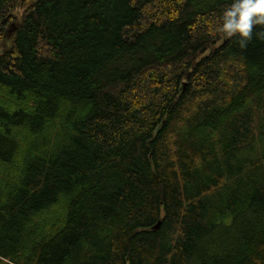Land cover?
<instances>
[{
    "label": "trees",
    "instance_id": "obj_1",
    "mask_svg": "<svg viewBox=\"0 0 264 264\" xmlns=\"http://www.w3.org/2000/svg\"><path fill=\"white\" fill-rule=\"evenodd\" d=\"M229 3L0 0V264H264V26L241 49Z\"/></svg>",
    "mask_w": 264,
    "mask_h": 264
},
{
    "label": "clouds",
    "instance_id": "obj_2",
    "mask_svg": "<svg viewBox=\"0 0 264 264\" xmlns=\"http://www.w3.org/2000/svg\"><path fill=\"white\" fill-rule=\"evenodd\" d=\"M218 30L228 37H235L238 46L244 49L251 42L254 29L264 26V0H231L225 6ZM264 38V29L256 32Z\"/></svg>",
    "mask_w": 264,
    "mask_h": 264
},
{
    "label": "rangeland",
    "instance_id": "obj_3",
    "mask_svg": "<svg viewBox=\"0 0 264 264\" xmlns=\"http://www.w3.org/2000/svg\"><path fill=\"white\" fill-rule=\"evenodd\" d=\"M22 13H23V8L22 7H19V9L17 10L16 14L19 18H21L22 16ZM3 19H0V29L2 28H5L7 32H9L10 34L12 33V28L16 25H13V24H10L9 26H6L3 22H2Z\"/></svg>",
    "mask_w": 264,
    "mask_h": 264
},
{
    "label": "bare ground",
    "instance_id": "obj_4",
    "mask_svg": "<svg viewBox=\"0 0 264 264\" xmlns=\"http://www.w3.org/2000/svg\"><path fill=\"white\" fill-rule=\"evenodd\" d=\"M160 225H161V222L158 223V226L157 227H159Z\"/></svg>",
    "mask_w": 264,
    "mask_h": 264
}]
</instances>
